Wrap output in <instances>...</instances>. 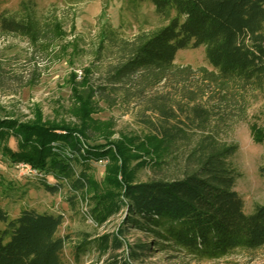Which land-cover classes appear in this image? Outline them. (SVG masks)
<instances>
[{"label":"trees","instance_id":"16d2710c","mask_svg":"<svg viewBox=\"0 0 264 264\" xmlns=\"http://www.w3.org/2000/svg\"><path fill=\"white\" fill-rule=\"evenodd\" d=\"M150 1L156 14L173 10L174 16L157 29L117 42L120 60L105 83L117 85L135 75L162 81L175 69L177 50L202 45L213 69L201 71L220 103L187 101L177 106L181 115L163 106L160 120L149 122L151 134L114 139L111 125L91 117V99L105 86L89 85L80 94L73 89L76 123L0 118V149L10 162L43 173L38 180L46 191L70 193L69 206L84 203L79 212L87 222L101 224L123 213L115 231L80 234L72 249L75 260L95 254L101 264H134L171 249L215 259L263 247L264 204L245 213L235 190L240 172L231 161L238 145L221 140L217 128L231 117L225 105L229 94L242 100L254 92L264 96V0ZM60 23L56 12L39 16L31 0L23 1L19 12L0 10V37H22L35 45L53 39ZM237 109L243 113L244 103ZM99 161H105L102 183L90 173ZM143 171H148L145 178ZM64 221V213L21 209L11 216L0 208V264H68L65 239L58 234ZM131 231L146 238L128 240Z\"/></svg>","mask_w":264,"mask_h":264},{"label":"rangeland","instance_id":"374dc122","mask_svg":"<svg viewBox=\"0 0 264 264\" xmlns=\"http://www.w3.org/2000/svg\"><path fill=\"white\" fill-rule=\"evenodd\" d=\"M0 0V10L19 12L21 2ZM39 16L56 12L60 24L51 40L29 44L22 37H0V118L21 121L76 123L72 112L76 95L85 86H105L103 94L92 97L91 117L97 124L111 125L112 138L135 136L137 139L153 132L149 122H158L160 108L169 110L189 102L206 106L220 103L218 91L204 78L201 68L211 71L204 48L187 46L177 50L175 69L168 78L153 82L135 75L117 85L105 83L106 75L120 60L121 40H132L167 24L174 11L158 15L150 0H31ZM87 84V85H86ZM76 89L78 92H74ZM228 95L225 102L231 116L227 124L217 128L221 140L238 145L231 161L240 176L235 190L244 201L245 213L264 204V96L260 93ZM244 103L241 113L237 108ZM179 104V105H178ZM180 114L181 111L178 110ZM181 115V114H180ZM262 137L257 141L254 134ZM101 142V141H100ZM9 144L15 148V141ZM180 159V158H179ZM0 149V208L15 216L21 209L36 212L64 213L65 221L58 229L64 236V256L68 264H101L95 254L73 257V246L84 233L94 237L115 231L123 213H117L101 224L87 222L79 212L85 204L69 206L66 190L46 191L38 180L42 174H26L17 168ZM31 168V167H30ZM33 169V168H32ZM91 176L102 183L105 161L94 162ZM148 173L143 171L141 177ZM49 182L53 178L45 177ZM3 223L0 222V227ZM145 239L144 233L131 231L128 240ZM134 264H264V246L254 250H238L215 259H198L182 251H154Z\"/></svg>","mask_w":264,"mask_h":264},{"label":"built area","instance_id":"2783aa9c","mask_svg":"<svg viewBox=\"0 0 264 264\" xmlns=\"http://www.w3.org/2000/svg\"><path fill=\"white\" fill-rule=\"evenodd\" d=\"M17 168H19V170L23 171L26 174H31L30 172H32V173L35 172L34 169L30 168V166H28L25 163H18Z\"/></svg>","mask_w":264,"mask_h":264}]
</instances>
